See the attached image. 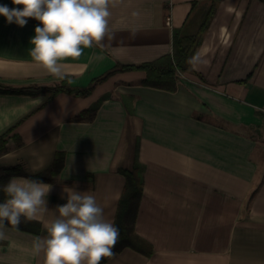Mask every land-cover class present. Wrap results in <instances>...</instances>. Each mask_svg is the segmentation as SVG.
<instances>
[{
    "label": "crops",
    "instance_id": "obj_1",
    "mask_svg": "<svg viewBox=\"0 0 264 264\" xmlns=\"http://www.w3.org/2000/svg\"><path fill=\"white\" fill-rule=\"evenodd\" d=\"M209 3L112 0L114 38L61 61L65 80L85 87L116 63L170 53L173 30L186 32ZM0 4L12 8L11 0ZM25 19L21 27L0 15V134L11 129L0 166L35 175L57 151L65 158L57 176L39 180L52 186L50 211L32 219L40 232L5 224L0 264H43L34 244L46 235L50 212L66 203L65 187L94 195L114 221L125 184L118 170L136 158L144 171L134 228L153 251L124 247L104 264H264V3L221 0L196 49V73L181 72L172 91L140 84L144 73L130 70L88 95L60 92L41 107L47 92L34 86L62 80L32 60L29 41L39 22ZM101 98L92 118H75Z\"/></svg>",
    "mask_w": 264,
    "mask_h": 264
},
{
    "label": "clouds",
    "instance_id": "obj_2",
    "mask_svg": "<svg viewBox=\"0 0 264 264\" xmlns=\"http://www.w3.org/2000/svg\"><path fill=\"white\" fill-rule=\"evenodd\" d=\"M112 0H12L21 8L0 4L7 23L25 26L27 19L39 22L30 38V56L35 64L60 80L68 73L61 61L79 59L84 48H104L110 29ZM52 186L32 178L12 177L3 186L6 199L0 202V239L5 223L19 226L49 212L46 197ZM66 203L55 206L44 224L46 235L38 237L34 253L43 264H101L112 257L119 229L105 216L94 195L64 188ZM63 198V197H62Z\"/></svg>",
    "mask_w": 264,
    "mask_h": 264
},
{
    "label": "trees",
    "instance_id": "obj_3",
    "mask_svg": "<svg viewBox=\"0 0 264 264\" xmlns=\"http://www.w3.org/2000/svg\"><path fill=\"white\" fill-rule=\"evenodd\" d=\"M220 1L221 0H210L203 17L194 32L186 33L180 28L173 30L172 51L168 54L139 64L116 63L112 68L106 70L101 75L92 78L89 84L85 87H72L65 79L49 86L35 85L34 87L38 89L43 88L47 92L46 100L39 107L43 106L49 99L60 92H67L74 95H88L111 75L117 72L130 70H139L144 73L139 81L140 84L170 91L174 90L178 82V71L196 73L192 66L196 49L200 45L202 37L208 29ZM258 1L264 3V0ZM11 6L12 8H18L17 5L12 3V0ZM3 91H5V89ZM14 91L20 92L22 90L15 89ZM28 93L35 94L36 92L28 91ZM102 99L103 98L87 109L79 112L75 118H92ZM10 131L11 129L0 134V154L8 150V133ZM64 158L65 153L57 151L52 165L47 170L35 175H28L20 165L0 166V202H3L4 199L7 198L3 191V186L9 181L12 175H25L36 180H44L46 179L44 177L46 175L57 176L64 165ZM118 171L124 175L125 184L120 194L114 216V223L119 229V240L113 249V254L121 251L124 247H131L143 254L149 255L153 251L152 245L139 236L134 228L143 191L144 166L136 158L130 168H120ZM5 224L17 227L10 223ZM17 228L39 233L41 230V224L35 220H25L22 218L21 223ZM108 259L109 257L103 258L101 264H104Z\"/></svg>",
    "mask_w": 264,
    "mask_h": 264
},
{
    "label": "rangeland",
    "instance_id": "obj_4",
    "mask_svg": "<svg viewBox=\"0 0 264 264\" xmlns=\"http://www.w3.org/2000/svg\"><path fill=\"white\" fill-rule=\"evenodd\" d=\"M203 17V14L198 12V13H194L191 18L189 19L188 21V25L186 26L185 28V31L188 32L190 31L191 27L194 25V24H198L199 21L202 19ZM262 146V145H261Z\"/></svg>",
    "mask_w": 264,
    "mask_h": 264
},
{
    "label": "built area",
    "instance_id": "obj_5",
    "mask_svg": "<svg viewBox=\"0 0 264 264\" xmlns=\"http://www.w3.org/2000/svg\"><path fill=\"white\" fill-rule=\"evenodd\" d=\"M168 19H169V18H168ZM177 76H178V77H182L183 75H182V73H181L180 71H178V72H177Z\"/></svg>",
    "mask_w": 264,
    "mask_h": 264
}]
</instances>
